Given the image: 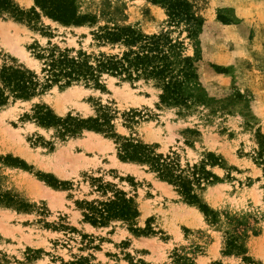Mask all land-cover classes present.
<instances>
[{"label":"rangeland","instance_id":"obj_1","mask_svg":"<svg viewBox=\"0 0 264 264\" xmlns=\"http://www.w3.org/2000/svg\"><path fill=\"white\" fill-rule=\"evenodd\" d=\"M11 2L26 12L34 5ZM185 2L199 22L196 37L147 0H78L79 14L92 19L82 26L41 14L35 23L0 15V68L40 75L36 55L53 47L115 54L117 47L99 46L91 33L130 27L182 42L199 83L190 90L199 101L187 107L160 102L152 80L105 73L99 86L53 85L0 106V264H264V162L257 159L264 141V0ZM42 108L58 118L106 115L111 128L61 135L37 123ZM125 140L171 157L186 175L193 166L212 174L193 184L198 204L147 165L121 161ZM116 192L132 199L134 220L84 221L85 203Z\"/></svg>","mask_w":264,"mask_h":264},{"label":"trees","instance_id":"obj_2","mask_svg":"<svg viewBox=\"0 0 264 264\" xmlns=\"http://www.w3.org/2000/svg\"><path fill=\"white\" fill-rule=\"evenodd\" d=\"M166 10L171 23H185L190 32L188 36L196 37L199 22L192 16L185 0H147ZM29 11H22L11 0H0V15H9L17 21L38 22L40 14L63 26H82L92 23L87 15L78 12V0H33ZM93 40L99 46L117 47L115 54H100L91 57L84 52L70 55V50L62 51L53 47L45 49L47 54H38L36 58L42 62L40 75L23 66L4 65L0 68V106L10 100H28L37 94L50 89L53 85L70 86L72 83L84 82L99 86L103 73L137 81L140 78L152 80L160 89V102L167 105L190 106L199 101L193 96L192 88L199 85L193 70V59L182 55L183 43L171 39L167 34L142 35L130 27L100 28L92 32ZM198 59V56H196ZM41 76V77H40ZM191 90V91H190ZM35 119L40 126L59 128L61 135H75L87 129L104 132L111 128L106 115L97 118L79 119L70 115L65 118L54 116L48 109L35 112ZM121 161L136 162L148 166L162 180H166L189 203L198 204L193 184L199 185L202 180L213 178L204 167L193 166L186 175L178 164L169 156L163 158L155 155L147 145L135 144L125 140L118 148ZM10 165L26 169L25 164L13 158H7ZM257 159L264 162V141ZM216 159H214L215 163ZM42 177L45 176L42 175ZM50 186L59 185L54 178L46 179ZM61 185V184H60ZM105 188V187H104ZM9 197L8 203L24 206ZM203 207L204 206H199ZM83 219L92 226H104L110 220L131 222L137 217V211L131 198L123 192H116L112 198L104 202L85 203ZM132 231H136L135 229Z\"/></svg>","mask_w":264,"mask_h":264}]
</instances>
